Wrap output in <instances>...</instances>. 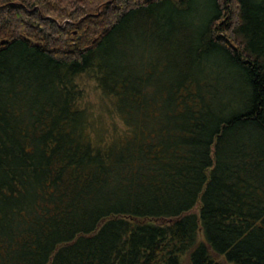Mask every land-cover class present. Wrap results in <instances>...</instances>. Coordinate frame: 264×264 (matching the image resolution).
I'll return each mask as SVG.
<instances>
[{
  "label": "trees",
  "instance_id": "16d2710c",
  "mask_svg": "<svg viewBox=\"0 0 264 264\" xmlns=\"http://www.w3.org/2000/svg\"><path fill=\"white\" fill-rule=\"evenodd\" d=\"M0 264H264V0H0Z\"/></svg>",
  "mask_w": 264,
  "mask_h": 264
},
{
  "label": "rangeland",
  "instance_id": "374dc122",
  "mask_svg": "<svg viewBox=\"0 0 264 264\" xmlns=\"http://www.w3.org/2000/svg\"><path fill=\"white\" fill-rule=\"evenodd\" d=\"M83 80H85V82L87 83V97H88V99L91 101V103L93 105L98 104L99 103V96L96 92H94V90H92V87L94 86L93 82L88 81V79H83ZM198 235H199L200 239L203 238L201 232H199Z\"/></svg>",
  "mask_w": 264,
  "mask_h": 264
}]
</instances>
